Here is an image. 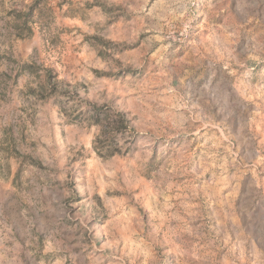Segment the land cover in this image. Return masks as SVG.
Wrapping results in <instances>:
<instances>
[{
	"label": "rangeland",
	"instance_id": "374dc122",
	"mask_svg": "<svg viewBox=\"0 0 264 264\" xmlns=\"http://www.w3.org/2000/svg\"><path fill=\"white\" fill-rule=\"evenodd\" d=\"M0 264H264V0H0Z\"/></svg>",
	"mask_w": 264,
	"mask_h": 264
},
{
	"label": "trees",
	"instance_id": "16d2710c",
	"mask_svg": "<svg viewBox=\"0 0 264 264\" xmlns=\"http://www.w3.org/2000/svg\"><path fill=\"white\" fill-rule=\"evenodd\" d=\"M26 14L30 16V19L28 20V22L24 23L23 28L22 26H19V24H15L18 36L23 35L21 32L22 30L20 29H28V33H32V27L29 26L28 23L32 19L31 16L33 15V5L30 7L29 12ZM20 16H22V13L17 12L16 17ZM25 66L29 69H33L35 67L34 64H25ZM31 92L44 99L55 97L58 101H60V97H63L66 100V103L74 101L79 96L76 85L73 86L72 84L67 83L64 80H58L57 76L51 74V71H49L46 80L40 83L37 88H31ZM88 105H91V108L86 110L88 114L89 123L101 126V135L105 134V140H111L109 148H104L107 151L104 155L111 156L114 155L116 152H121L120 148H117L116 142L119 134H121L122 132H126L127 129H129V120L127 119L126 115L120 113L117 115V118H112L110 114H108V108H106L105 106H98L96 104L91 103ZM76 110L78 111L79 108H76ZM84 113L85 112L81 111L79 112V115H85ZM103 117L107 119L106 123L103 122ZM100 139L102 138H99V140ZM101 142H104V140H101Z\"/></svg>",
	"mask_w": 264,
	"mask_h": 264
}]
</instances>
